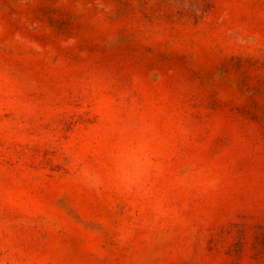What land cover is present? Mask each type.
<instances>
[{"label":"rangeland","instance_id":"374dc122","mask_svg":"<svg viewBox=\"0 0 264 264\" xmlns=\"http://www.w3.org/2000/svg\"><path fill=\"white\" fill-rule=\"evenodd\" d=\"M0 264H264V0H0Z\"/></svg>","mask_w":264,"mask_h":264}]
</instances>
